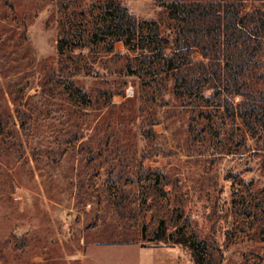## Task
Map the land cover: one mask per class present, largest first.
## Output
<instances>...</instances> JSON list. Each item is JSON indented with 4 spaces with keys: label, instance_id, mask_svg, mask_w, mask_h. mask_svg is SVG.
Here are the masks:
<instances>
[{
    "label": "rangeland",
    "instance_id": "obj_1",
    "mask_svg": "<svg viewBox=\"0 0 264 264\" xmlns=\"http://www.w3.org/2000/svg\"><path fill=\"white\" fill-rule=\"evenodd\" d=\"M105 1L0 0V264H193L151 241L161 220L209 264H264V134L150 81L121 42L79 49ZM115 1L173 38L167 0Z\"/></svg>",
    "mask_w": 264,
    "mask_h": 264
},
{
    "label": "trees",
    "instance_id": "obj_2",
    "mask_svg": "<svg viewBox=\"0 0 264 264\" xmlns=\"http://www.w3.org/2000/svg\"><path fill=\"white\" fill-rule=\"evenodd\" d=\"M164 5L168 21L174 24L173 38L161 34L157 21L140 19L119 1L106 0L92 11L90 31L77 47L87 41L112 54L121 42L127 58L137 61L150 81H170L180 99L193 98L202 106L216 102L228 119H239L251 136L264 134V89L253 82L264 57V3L250 11L240 0H167ZM71 21L63 14L56 46L60 57L71 43H77ZM127 67L132 71L130 63ZM234 97L240 98L236 104ZM151 241L180 246L193 264H209L195 242L169 236L163 220Z\"/></svg>",
    "mask_w": 264,
    "mask_h": 264
}]
</instances>
